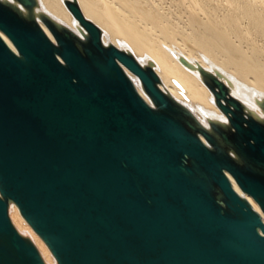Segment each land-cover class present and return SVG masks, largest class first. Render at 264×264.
<instances>
[{
  "label": "water",
  "instance_id": "1",
  "mask_svg": "<svg viewBox=\"0 0 264 264\" xmlns=\"http://www.w3.org/2000/svg\"><path fill=\"white\" fill-rule=\"evenodd\" d=\"M64 3L78 33L37 0H0V264H47L11 203L55 264H264L247 199L264 214V98L261 116L220 72L180 57L226 117L205 125L159 87L152 61L103 43Z\"/></svg>",
  "mask_w": 264,
  "mask_h": 264
},
{
  "label": "bare ground",
  "instance_id": "2",
  "mask_svg": "<svg viewBox=\"0 0 264 264\" xmlns=\"http://www.w3.org/2000/svg\"><path fill=\"white\" fill-rule=\"evenodd\" d=\"M64 1L37 0L38 9L78 33L77 20ZM75 1L84 17L101 29L103 43L130 51L141 64L152 61L159 87L187 106L205 125L210 118L225 121L226 117L215 105L198 70L183 65L180 57L212 73L220 72L230 94L263 115L256 100L264 98V0ZM125 71L149 101L138 78L128 69ZM230 180L235 190L244 195L232 177ZM247 199L264 221L255 201L250 196ZM9 216L14 226L30 237L44 261L55 264L45 243L12 203Z\"/></svg>",
  "mask_w": 264,
  "mask_h": 264
}]
</instances>
